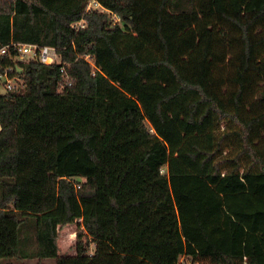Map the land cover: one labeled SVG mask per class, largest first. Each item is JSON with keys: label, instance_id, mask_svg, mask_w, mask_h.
<instances>
[{"label": "trees", "instance_id": "1", "mask_svg": "<svg viewBox=\"0 0 264 264\" xmlns=\"http://www.w3.org/2000/svg\"><path fill=\"white\" fill-rule=\"evenodd\" d=\"M96 1L0 0L62 57L0 94V260L264 264V0Z\"/></svg>", "mask_w": 264, "mask_h": 264}, {"label": "built area", "instance_id": "2", "mask_svg": "<svg viewBox=\"0 0 264 264\" xmlns=\"http://www.w3.org/2000/svg\"><path fill=\"white\" fill-rule=\"evenodd\" d=\"M103 12L105 9L96 0H90L86 12ZM87 22L81 20L73 25L79 31ZM91 62V58L87 57ZM28 62H38L44 65L62 64V57L57 48L47 45L30 44L11 41L6 45H0V94L20 91L24 87V81L20 78L19 68ZM22 69V68H21ZM60 71L67 73L66 65H62ZM180 264H186L182 260Z\"/></svg>", "mask_w": 264, "mask_h": 264}, {"label": "rangeland", "instance_id": "3", "mask_svg": "<svg viewBox=\"0 0 264 264\" xmlns=\"http://www.w3.org/2000/svg\"><path fill=\"white\" fill-rule=\"evenodd\" d=\"M114 19L116 18L114 17ZM238 201L245 202L246 199L244 197L228 199V204L237 205ZM79 234H81V236L83 237V241L85 242L86 237L84 236V230H82V227H80L78 223L64 225L59 228L58 244L60 257L73 258L77 256ZM98 248L99 245L97 243H89L88 256L94 257ZM0 264H57V260L39 261L37 259H34L19 261L16 259H2L0 260Z\"/></svg>", "mask_w": 264, "mask_h": 264}, {"label": "water", "instance_id": "4", "mask_svg": "<svg viewBox=\"0 0 264 264\" xmlns=\"http://www.w3.org/2000/svg\"><path fill=\"white\" fill-rule=\"evenodd\" d=\"M19 72H20V73L22 72V69H21V68H19Z\"/></svg>", "mask_w": 264, "mask_h": 264}]
</instances>
